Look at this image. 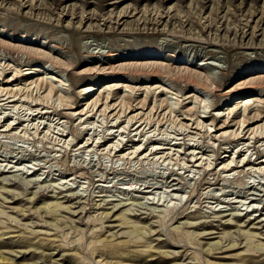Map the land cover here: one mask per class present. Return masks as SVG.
<instances>
[{"label":"rangeland","instance_id":"374dc122","mask_svg":"<svg viewBox=\"0 0 264 264\" xmlns=\"http://www.w3.org/2000/svg\"><path fill=\"white\" fill-rule=\"evenodd\" d=\"M0 34L1 40L26 46L25 50L38 55L33 59L29 53L21 54L25 53L22 49L0 47V83L13 80L3 89L19 95L12 104L7 100L10 96L0 97V195L8 199L6 203L0 199V234L9 233L0 237V254L10 259L5 263L253 264L243 259L252 255L256 264H264V251L247 252L246 242L249 235L256 234L255 244H264V174L246 167L228 176L222 170L225 162L233 160L234 166L240 162L244 167L259 158L257 154L263 157L264 143L254 137L244 143L220 139V132L211 135L224 126L227 110L235 106L232 101L226 104L232 106H225V93L248 87L247 83L256 85L258 76L235 79L239 70L264 65V0H0ZM167 54L177 56L174 63L188 61L187 66L175 65L171 70L168 65L173 62L144 59ZM107 55L113 56L111 65L104 62ZM204 60L210 63L208 72L220 81V92L188 99L195 89L179 79L180 72H201L204 80V72L197 68ZM159 66L164 69L162 78L142 76ZM115 70L127 77L105 79ZM239 83L246 85L241 88ZM93 86L96 91L86 95ZM98 100L97 107L91 108ZM106 104L117 110L102 115ZM142 104L145 111L137 110ZM169 104L173 107L166 106ZM263 104H259L262 111ZM124 105L129 110H121ZM183 106L187 107L181 109ZM135 107L136 112L129 114ZM193 107L206 119L223 109L226 117L209 126L208 135L183 120L186 110ZM168 108L174 111L173 117ZM138 113L144 117L140 134L146 132V137L134 132L143 123L132 128L136 121L129 124L125 116ZM120 114V119L114 118ZM243 114L244 109L239 112L241 119ZM240 118L230 124V130L239 128L233 125ZM182 123L190 127L182 129ZM11 124L9 130L14 131L5 133ZM86 142L91 147L83 150L81 143ZM118 144L120 150L124 148L123 155L112 147ZM137 145L148 153L145 159L139 156L141 152L135 153ZM242 151L247 152L248 160L241 164ZM195 156L196 160L202 157L198 165ZM174 178L181 179L170 184ZM249 186H254V192L238 193ZM5 190L12 193L6 195ZM65 196L75 200L73 212L62 213L63 224H51L52 220L35 212L44 202L59 201L67 206ZM252 200L257 202L249 208ZM109 211L131 214L129 218L155 231L143 239L146 247L142 244L131 251L148 252L151 244L169 251V258L111 256L110 248L98 243V238L130 240L136 235L113 222V215L107 222ZM230 219L241 222L229 226ZM193 220L207 221L195 224L198 230L183 226L194 237L175 231ZM203 231V239L196 238ZM211 232L215 234L208 235ZM219 241L223 249L207 256L206 244ZM234 242L241 246L229 249ZM49 243H54L50 251L40 248Z\"/></svg>","mask_w":264,"mask_h":264},{"label":"bare ground","instance_id":"6f19581e","mask_svg":"<svg viewBox=\"0 0 264 264\" xmlns=\"http://www.w3.org/2000/svg\"><path fill=\"white\" fill-rule=\"evenodd\" d=\"M122 3V2H121ZM116 4H119V3H116ZM124 16H126V14H124ZM139 31V30H138ZM0 37H2V35L0 34ZM21 43H22V41H21ZM22 45V44H21ZM0 47L1 48H4L5 50H10V51H19V49L21 50L22 49V51L23 52H25V53H21V54H27V53H29V55H31V56H33V59H34V57H36V56H38L36 53H34L33 51H31V50H25V49H27L26 48V46L24 47V46H19V45H16V46H14L13 45V43L11 42V41H9V40H1L0 39ZM31 49V48H30ZM60 49V48H59ZM7 50V51H8ZM33 50V49H32ZM28 51V52H27ZM21 52V51H20ZM19 52V53H20ZM11 53H14V52H11ZM16 53H18V52H16ZM7 54H8V52H7ZM28 55V56H29ZM104 55V54H103ZM104 57V56H103ZM113 58V56L112 55H107L106 56V58H105V60H104V62H108L107 64L108 65H111L110 64V62H111V60H113L112 59ZM153 58H157L158 60L160 59V60H162V61H166L167 63L169 62H173V64L172 63H170V65H168L169 67H170V69L171 70H175L174 68H175V65H178V66H187V64H188V61H179V62H176V63H174V61H176V59H177V56L175 55V54H167V56L165 55H148V56H146L144 59L145 60H147V59H153ZM94 59V58H93ZM111 59V60H110ZM115 59H119V57H115ZM95 60H97V58H95ZM206 63L205 64H200V65H197V68L198 67H200L199 68V70L200 71H203L204 72V80H202V78H201V76H202V74H200L201 72H197V71H190V73H188V74H183V72L181 73L180 72V77H179V79L181 80V81H186L187 83H188V85L190 86V87H193L194 89H195V92H197V93H195V92H192V95H191V97H187L188 99H191V98H196V99H199L200 98V95L201 96H203V95H210V96H213L214 94H218L219 92H220V89H221V87H222V85H221V83H220V81H218V80H216L215 78H213V76L210 74V72H208L210 69L208 68V66L210 65V63H208L206 60H204ZM52 65H54L53 63H52ZM55 66V65H54ZM167 66V67H168ZM212 66V65H211ZM213 66H214V64H213ZM155 67V66H154ZM169 67H168V69H169ZM189 67V66H188ZM57 68V67H56ZM109 68H110V66H109ZM162 68H164L163 66H162ZM111 69H114V68H112L111 67ZM166 69V68H165ZM170 69H169V71H170ZM217 69H218V67H217ZM151 70H152V68H151ZM164 70V69H163ZM163 70H161V66H159V68H153V70L151 71V72H146V73H144V74H142V76H145L147 79H160V78H162L163 77V75H164V73H163ZM177 70V69H176ZM187 70H192L191 68H189V69H187ZM96 71V70H95ZM116 71V70H115ZM111 71V72H109V74L110 75H108L105 79H109V78H122V77H124V78H126L127 77V75H125V76H123V75H121L122 73H120V72H118V71ZM147 71H150V70H147ZM223 71H224V69H223ZM194 72V73H193ZM138 74H140V73H138ZM173 74V73H172ZM172 74H170V78H172V79H174L171 75ZM177 74H179V73H177V71H176V76H177ZM214 74V73H213ZM216 74V73H215ZM137 75V74H136ZM173 75H175V74H173ZM201 75V76H200ZM217 75V74H216ZM225 76L227 75L226 73L224 74ZM254 76H258L257 78H258V80H257V82H256V85H255V83H253V82H251V83H247V85H249L248 87L246 86V87H241V84H245V83H239L240 84V86L239 87H241L242 89H231L229 92H226L225 93V96L228 98V100L225 102V106H232V105H226V104H229L231 101L233 102V104H235V106L234 107H231V108H229L227 111H228V114H227V120H226V122L224 123V126H222V127H220V128H218L216 131H213L212 133H211V135L213 134V133H217L218 134V132H220V134H219V138L220 139H223V138H227V137H229V138H227V139H230L231 140V138H233L234 139V141L237 139V140H240L241 142L242 141H245L244 143H246V142H249V140L250 139H253V137H254V139H259V142H263L264 143V111H262V109H261V107L259 106V104H263L264 103V100H263V98H264V65L262 66H260V67H258L257 69L255 68V67H249L248 69H240L239 70V72L236 74V78L235 79H239V80H245L246 78H251V77H254ZM224 77V76H223ZM53 79V78H52ZM168 79H169V77H168ZM46 79H44V81H45ZM0 81H1V79H0ZM56 81V80H55ZM106 81V80H105ZM3 83H0V97H4L5 98V96H10L7 100H9L10 102H8V103H15L16 102V98H17V96H19L18 94H16L15 92H14V90L13 89H11V90H9V89H3L4 88V86H6V85H12V83L14 82L13 80H8L7 82H4V81H2ZM173 82V81H172ZM246 85V84H245ZM244 85V86H245ZM120 86V85H119ZM118 86V87H119ZM52 87V86H51ZM50 87V88H51ZM54 87V86H53ZM52 87V89H58V87H54L53 88ZM238 87V88H239ZM112 88V87H111ZM157 88H160V87H157ZM118 89V88H117ZM52 91V90H51ZM96 90H95V86H93L92 88H90V89H87L86 91H85V93H86V95H89V94H91L92 92H95ZM109 92V91H108ZM4 93H6L5 95H2V94H4ZM52 93H50L49 92V95H51ZM48 95V96H49ZM247 95V96H246ZM245 96V97H244ZM104 97V96H103ZM107 97V96H106ZM187 98H185V99H187ZM5 100V99H4ZM109 100V99H108ZM107 100V101H108ZM148 100V99H147ZM174 100V99H173ZM145 101V100H144ZM149 101V100H148ZM148 101H146V103H149ZM166 101V100H165ZM201 102L203 101V99L202 100H200ZM2 102V101H1ZM7 102V101H6ZM100 102V100H98V101H95L94 103H92L93 105L91 106V108L93 107L94 109L97 107V105H98V103ZM142 102V101H141ZM167 102V101H166ZM156 103V102H155ZM168 103V102H167ZM204 103H205V101H204ZM181 104V103H180ZM256 104H258V107L257 106H255ZM147 105V104H146ZM157 106H159L160 107V105H158V103L156 104ZM172 104H169V105H166L167 107L168 106H170V107H173V106H171ZM205 105H206V103H205ZM264 105V104H263ZM129 104H128V106H127V104H126V107H128L129 108ZM142 106H143V104H142ZM148 106V105H147ZM162 106H164V105H162ZM175 106V105H174ZM176 106H179V105H177L176 104ZM207 106V105H206ZM123 107L125 108L124 110H123ZM125 107V105L124 106H122L121 107V110H123V111H127V110H129L128 108H126ZM130 107H132V106H130ZM144 107H146V106H143V107H138L139 109H137V110H144ZM154 107V106H153ZM152 107V108H153ZM165 107V106H164ZM166 107V108H167ZM187 107V106H186ZM186 107H182L181 109H184V108H186ZM209 107V106H208ZM90 108V107H89ZM114 108V105H113V107H110L109 106V104H106V105H104V108H103V110H101V112L100 113H103L102 115H104V116H106L107 115V113H108V111L109 110H111V112L114 110H117V108L116 109H113ZM137 107H135L134 109H130L131 110V112H129V114H131V113H133V112H136V111H134L135 109H136ZM162 108V107H161ZM178 108V107H177ZM218 108H220V107H218ZM257 108V109H256ZM154 109V108H153ZM153 109H152V111H153ZM157 109V108H156ZM160 109V108H159ZM169 109V108H168ZM171 109V110H170ZM169 110L171 111V113L169 112V115L171 114V116H172V114L174 113V111L172 110V108H170ZM180 109V108H179ZM200 109V108H199ZM205 109H207V108H205ZM242 109H244V114L241 116L242 117V119L240 118V116H239V112H240V110H242ZM162 110H164V109H161V112H162ZM196 109L193 107V108H189V109H187L186 110V112H185V114L187 115V117L185 118V119H183V120H185V121H187V122H193L194 124L193 125H196V129L195 130H205L206 132L205 133H210L209 132V129H208V127L210 126V128L211 127H214L215 126V121L216 120H219L220 118H225L226 117V115H224V113H222V111H224V109L223 110H219V112L217 113V114H215V116L213 115V116H211L210 118H208V119H206V118H203V117H201L200 116V110H197V111H195ZM145 111V110H144ZM160 111V110H159ZM158 111V112H159ZM168 111V110H167ZM215 111V110H214ZM88 112H89V110H88ZM87 112V113H88ZM154 112H155V110H154ZM160 112V113H161ZM165 112V111H164ZM110 113V112H109ZM121 113H125V112H121ZM206 113H207V111H206ZM152 114V113H151ZM154 114V113H153ZM162 114V113H161ZM211 114V113H210ZM123 114H120V116L119 117H117V115L114 117V118H117V119H120L121 118V116H122ZM165 115V114H164ZM168 115V114H167ZM79 116H85V115H79ZM109 116V115H108ZM127 118V120H128V122H129V124L131 123V124H133V122L134 121H136L135 122V124H133L132 125V128H135L136 126H138V124L139 123H141L142 121H144V117H142V114L141 113H138V114H134L133 116H131L130 118H129V116H127V115H125ZM141 116V117H140ZM143 116H146V115H144L143 114ZM152 116V115H151ZM110 117V116H109ZM173 117V116H172ZM172 117H171V120H172ZM176 117V116H175ZM189 117H191V118H189ZM207 117V116H206ZM149 118V117H148ZM165 118H166V115H165ZM213 118V120L210 122V123H208V120H210V119H212ZM240 118V120L235 124V125H233V126H239V128L236 130V131H234V130H230V124L233 122V121H236L237 119H239ZM143 119V120H142ZM142 120V121H141ZM229 120H230V122H229ZM112 121H114V119L112 120ZM146 122H147V120H145ZM149 121V120H148ZM175 121H173V123H174ZM126 123V122H125ZM143 124H139V126L134 130V132H139V134H140V131L142 130V128H143V125H144V122H142ZM148 123V122H147ZM147 123H145L146 125H147ZM150 123H151V121H150ZM150 123H149V125H150ZM158 123V122H157ZM157 123H156V125H157ZM170 123H171V121H170ZM122 124H124V122L122 123ZM152 124V123H151ZM155 124V123H154ZM175 124V123H174ZM145 125V126H146ZM165 125V124H164ZM170 125H172V123L170 124ZM13 125L11 124V125H9V126H6L7 128H8V131H7V128H5L4 130H5V133H7V132H9V131H14V129L13 130H9V129H11V127H12ZM151 126V125H150ZM155 126V125H154ZM149 127V126H148ZM173 127H174V125H173ZM189 128L190 127V125H188V123L187 124H184V123H182L181 124V128L183 129V128ZM115 128V127H114ZM116 128H119V126H117ZM161 128H162V126H161ZM200 128V129H199ZM144 130H146V129H144ZM143 130V131H144ZM151 130V129H150ZM150 130H148V131H150ZM155 130V129H154ZM154 130H152V131H154ZM121 131V130H120ZM132 131V130H131ZM4 132V131H3ZM117 132V131H116ZM145 132V131H144ZM151 132V131H150ZM4 133V134H5ZM146 133V132H145ZM144 133V134H145ZM141 134H143V132L141 133ZM140 134V135H141ZM143 134V136H145ZM208 135H210V134H208ZM243 135V136H242ZM146 137V136H145ZM218 137V135L217 136H215V138H217ZM151 142V141H150ZM89 142H86L85 144H83V143H81V146L80 147H82V149L83 150H86V149H88V148H90L91 147V145H89L88 144ZM147 143V145H148V141L146 142ZM138 144H142V142L141 141H139L138 142ZM146 146V145H145ZM169 146V145H168ZM264 146V145H263ZM113 147V149L114 148H116V149H114L115 150V152L116 151H118L117 153H119V155L121 154V155H123L124 154V148H122L121 150L119 149V147H120V145L118 144L117 146H112ZM111 147V148H112ZM148 147V146H147ZM135 148H136V150H135V153H137V152H141V147L140 146H135ZM238 148V147H237ZM112 149V150H113ZM152 149V148H151ZM155 148L153 147V149L152 150H154ZM157 149V148H156ZM155 149V150H156ZM145 150V149H144ZM161 149H157L156 151L158 152V151H160ZM166 150V149H165ZM164 151V150H163ZM170 151V150H169ZM260 151V150H259ZM149 152V151H148ZM153 152V151H152ZM135 153H131V155H133V154H135ZM145 152H141L140 154H139V156H141V157H143L144 156V158L143 159H145V156H147L148 155V153L147 154H144ZM228 153V152H227ZM232 153H234V150L231 152V154ZM246 153L247 152H244V151H242V152H240V154H239V157L238 158H240L241 157V164H242V162H245L246 160H248V159H246ZM261 153H263V152H261ZM260 153V154H261ZM152 154V153H151ZM151 154H149V156L151 155ZM167 154H169V153H167ZM192 154H194V152L193 153H191V155ZM199 154V153H198ZM153 155V154H152ZM156 155V154H155ZM196 155V154H195ZM258 155V157L259 158H257L254 162H252L251 161V163H248L246 166H244V167H241L240 166V162L239 163H236L237 164V166H234L233 164L235 163L233 160L231 161V163H229V164H226L227 162H225V163H223V168H222V170H223V173H226L228 176L229 175H232V174H234V173H236L237 171L239 172V170L240 169H245L246 167L248 168V171L249 170H254V172H259V173H261V174H264V156L263 157H261L260 158V156L261 155H259V154H257ZM262 155H264V154H262ZM138 156V157H139ZM148 156V157H149ZM163 156H165V155H163ZM163 156L160 158V156L158 157L159 159H162L163 158ZM169 156V155H168ZM117 157H119V156H117ZM117 157H115V158H117ZM166 157V156H165ZM164 157V158H165ZM151 158V157H150ZM154 158V157H153ZM155 158H157V157H155ZM154 158V159H155ZM168 158V157H167ZM202 158V157H201ZM201 158H200V160H196V159H198V157L196 158V156H195V158H193V159H195L196 160V164L197 163H199V161H201ZM243 158V159H242ZM148 158H146V160H147ZM166 159V158H165ZM169 159H172V158H170L169 157ZM156 160V159H155ZM164 160V159H163ZM165 161V160H164ZM159 162H160V160H159ZM158 162V163H159ZM157 163V164H158ZM193 163V162H192ZM198 165V164H197ZM204 166H207V164L206 165H204ZM242 173H245V170L242 172ZM1 175V174H0ZM249 175V174H248ZM252 174H250V176H251ZM155 176V175H154ZM247 176V175H246ZM78 178L79 177H81V176H77ZM153 177V176H152ZM164 177V176H163ZM162 177V178H163ZM168 177V176H167ZM252 177V176H251ZM161 178V179H162ZM166 178V177H165ZM169 179V178H168ZM168 179L166 178V179H164V181L166 182L167 181V183H168ZM181 179V178H180ZM180 179L179 180H176L175 178L172 180V182L170 183V184H172L173 182H176V181H180ZM183 181H184V179H183ZM3 182H6V180L4 181L3 180ZM164 182V183H165ZM182 182V181H181ZM180 182V183H181ZM169 184V183H168ZM182 184V183H181ZM3 185V184H2ZM5 186V185H4ZM165 186H166V184H165ZM255 186V185H254ZM254 186H249V187H247L246 189L247 190H245L244 191V189H242L241 191H239L238 193H243V194H247V193H252V191H253V189H254ZM172 188L174 187V185L173 186H171ZM171 187H168V188H171ZM245 187H246V185H245ZM1 189V188H0ZM5 189H7V188H5ZM4 190V189H3ZM5 194L7 195V194H9L10 195V193H12L11 192V190L9 191V190H5ZM171 192H177L176 190H174V189H172L171 190ZM254 192V191H253ZM15 193V192H14ZM16 194V193H15ZM4 195V194H3ZM17 195H18V193H17ZM253 195V194H252ZM2 195H0V199L1 200H3V203H6L7 202V198H4V197H1ZM248 196V195H247ZM18 197H19V195H18ZM15 198V195L13 196V194H12V198L11 199H14ZM65 199H66V203H68L67 204V206L66 205H63L61 202H59V201H56V202H44L41 206H37V207H35V212L37 213L38 212V214L39 215H42V214H44L46 217L45 218H47V219H50V220H52V222H51V224H63V223H61L62 222V220L65 218H63L62 220L60 219V217H63V215H62V213H66V212H69L70 211V213H72L73 211H72V208H74L73 206H74V204H72V202L75 200L74 198H72L71 196H65L64 197ZM78 198V197H77ZM80 198V197H79ZM82 199V198H81ZM36 200V199H35ZM249 200V199H248ZM37 201V200H36ZM81 201V200H80ZM257 202V200H252L250 203H249V208L250 207H252V206H254V204ZM1 204V203H0ZM38 204V203H37ZM97 207H99V205L97 206ZM83 208V207H82ZM85 208V207H84ZM83 208V209H84ZM101 208V207H100ZM99 208V209H100ZM82 210V209H81ZM87 210V209H86ZM128 210H130V212H131V209H128ZM127 210V211H128ZM80 211V210H79ZM79 211L78 212H75V213H77V214H79ZM99 211V210H98ZM114 211V213H115V210H113ZM117 211V210H116ZM121 211V210H120ZM125 211V210H124ZM1 212V211H0ZM4 212V211H3ZM108 212V211H107ZM110 212V211H109ZM167 212V211H166ZM169 212V211H168ZM254 212H258V210H255ZM6 213V212H5ZM5 213H3V214H5ZM40 213H42V214H40ZM70 213H67V214H70ZM84 213V212H83ZM132 213V212H131ZM2 214V213H1ZM80 214H81V211H80ZM105 214V213H104ZM168 214V213H167ZM76 214H74L73 216H75ZM101 215V214H100ZM99 215V216H100ZM110 215H113L112 217L110 216ZM131 214H127L126 212H121L120 214H112V212H110V213H108L107 215H106V221L109 219V217H111V219H113L114 218V221L113 222H115V223H118L119 224V226H121V227H125V228H128L129 229V231H130V233L129 234H133V236L134 235H136V237L133 239V238H131L130 240H117L116 238H114V237H111V239L110 238H105V239H100V238H98V243H102L103 244V246L105 247H108V248H110L109 250L111 251V252H109L110 253V255L111 256H114V257H116V258H123V257H125V256H129L130 254H137L138 256H147V257H150V258H152L153 260H154V258L157 256V255H159V257L161 256L162 258H169V256H170V252L168 251V252H166V251H160V247L159 248H153L152 246H151V244H150V246H148V248H149V251L148 252H142V253H140L139 251H131V249H133V248H138L139 246H141L142 244H144V247H146V242L144 241L143 242V239H146V235H150V234H152L153 232H155V231H152L150 228H148V226L147 225H145L144 223V225H141V223H138V222H136V221H134V220H132L131 218H129V216H130ZM164 215V214H163ZM191 214H189L188 216H190ZM43 216V215H42ZM77 216V215H76ZM103 216V215H102ZM137 216V215H136ZM234 216V218H239L240 216H238V215H233ZM164 217V216H163ZM13 218V217H12ZM71 218V217H70ZM97 218H98V216H97ZM101 218V217H100ZM108 218V219H107ZM167 218V217H166ZM165 218V219H166ZM202 218V217H201ZM68 220H69V218H67ZM73 219V218H72ZM93 219V218H92ZM206 219V218H205ZM224 219V218H223ZM97 220V219H96ZM104 220V222L106 223V221ZM64 221V220H63ZM71 221V223H72V220H70ZM95 221V220H94ZM161 221V220H160ZM159 221V222H160ZM92 222H93V220H92ZM98 222V221H97ZM108 222V221H107ZM229 222H231V223H228V224H230L229 226H233V225H231V224H237V223H240L241 222V220H233V219H230L229 220ZM264 222V220L261 222V223H263ZM163 223V222H162ZM207 223V221L206 222H194V220H193V222H191V223H185L186 225H179V226H177V227H175L174 229H175V231L176 232H180V234L182 235L184 232H185V234L184 235H188V234H190L191 236H193V234H194V232H190L189 233V230L190 229H195V230H198V225H195V224H206ZM47 224V223H46ZM95 224V223H94ZM100 224H103L102 223V221H101V223ZM104 225V224H103ZM118 226V227H119ZM183 226H191L190 227V229H184L183 228ZM55 227V226H54ZM200 227H203V230H205L206 228H205V226L203 225V226H200ZM8 229V228H7ZM32 233H34V232H32ZM7 234H9V233H7ZM7 234H5V235H7ZM24 234V233H23ZM160 234V233H159ZM206 234V231H203L202 233H200V234H197V237L196 238H198V236L199 237H201L200 238V240L201 239H203V236ZM215 233H213V232H211V233H209L208 235H214ZM4 234H0V237H3V236H5ZM207 235V236H208ZM130 236V235H129ZM194 237V236H193ZM195 238V239H196ZM205 238V237H204ZM256 238V234H251V235H249V237H247V240H246V242H247V245H248V251L247 252H255V253H258V252H260V251H264V244L263 243H259V242H257L258 244H255V242H254V239ZM199 239V238H198ZM198 239H197V241H198ZM222 241L220 242H214V243H207L206 244V246H207V249H206V254H207V256H214V254H216L219 250H221V249H223V247L224 246H222ZM54 243H49V244H47V246L46 245H44V246H41L40 248H42V249H44V251H50L51 250V248L53 247L52 245H53ZM253 244H255L254 246H253ZM102 246V247H103ZM168 246V245H167ZM227 246V245H226ZM225 246V247H226ZM239 246H241V244H238L237 242H234V244H232L230 247H229V249H235V248H237V247H239ZM253 246V247H252ZM252 247V248H251ZM162 249V248H161ZM228 249V248H227ZM215 251H217L216 253H215ZM99 252H101V251H99ZM218 254V253H217ZM103 256V255H102ZM243 259H244V261H247L246 263H253V264H256L257 263V258H255L254 256H252V255H245L244 257H243ZM9 258H7L6 256H3L2 254H0V264H7V263H5V262H9ZM156 260V259H155ZM158 260V259H157ZM103 261V260H102ZM104 262V261H103ZM171 262V261H170ZM215 264H217V263H215Z\"/></svg>","mask_w":264,"mask_h":264}]
</instances>
